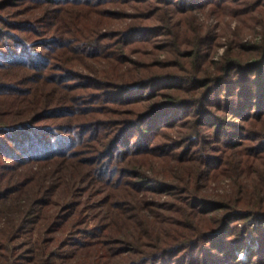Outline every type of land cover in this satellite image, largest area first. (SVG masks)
<instances>
[{"label":"trees","instance_id":"16d2710c","mask_svg":"<svg viewBox=\"0 0 264 264\" xmlns=\"http://www.w3.org/2000/svg\"><path fill=\"white\" fill-rule=\"evenodd\" d=\"M0 264H264V0H0Z\"/></svg>","mask_w":264,"mask_h":264},{"label":"rangeland","instance_id":"374dc122","mask_svg":"<svg viewBox=\"0 0 264 264\" xmlns=\"http://www.w3.org/2000/svg\"><path fill=\"white\" fill-rule=\"evenodd\" d=\"M198 14L200 15V13L198 12ZM201 18H205V15H203L201 13ZM205 23V26L208 27L210 30V32L213 33V35H219V37L221 38L218 40V46H211V44H209L206 48H205V52L207 55L208 60H210L211 62H214V59H217V55H221V53L225 50L226 48V40L224 38V34L226 32H232L233 30H235L237 28L238 24V20L236 18H224L222 19L221 17L219 18H215L213 15H211V17L205 18V20H203ZM253 20H245L243 22L242 25H248L249 23H253ZM231 35V33H230ZM156 48H159L156 44H148V46H143L142 51H144L145 53L147 52V54L145 55H139L141 58L145 59V60H153V59H167V60H175L176 58L173 56H170V54H168L167 52L161 53L158 55L159 52H157ZM151 51L155 54H151ZM215 51V52H214ZM148 53H150L151 55H149ZM217 53V54H216ZM214 64V63H213ZM212 64V67H214V65ZM161 72H175L177 71V68H171L166 66V68L160 70Z\"/></svg>","mask_w":264,"mask_h":264}]
</instances>
